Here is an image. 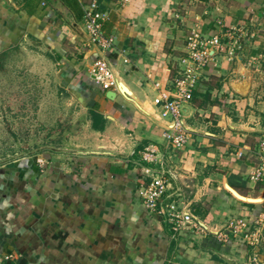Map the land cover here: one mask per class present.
Listing matches in <instances>:
<instances>
[{
	"label": "crops",
	"instance_id": "1",
	"mask_svg": "<svg viewBox=\"0 0 264 264\" xmlns=\"http://www.w3.org/2000/svg\"><path fill=\"white\" fill-rule=\"evenodd\" d=\"M93 1L0 0V57L40 48L86 110L74 148L0 160V256L12 254L16 264H249L255 251L238 240L188 231L173 237L171 224L140 201L145 167H160L141 153L158 150L178 175L174 188L211 230L262 212L264 185L249 174L264 134V75L245 58L264 53V0H96L109 14L104 33L115 39L106 52L86 30ZM218 21L224 29L246 26L256 40L236 61L215 54L185 108L189 142L175 149L155 98L171 93L189 34L210 37ZM102 57L128 89L118 86L115 100L92 76ZM256 251L264 264V233Z\"/></svg>",
	"mask_w": 264,
	"mask_h": 264
},
{
	"label": "built area",
	"instance_id": "2",
	"mask_svg": "<svg viewBox=\"0 0 264 264\" xmlns=\"http://www.w3.org/2000/svg\"><path fill=\"white\" fill-rule=\"evenodd\" d=\"M129 1L120 0L124 4ZM108 17L109 14L100 8L96 0L84 10L90 42L104 52L111 50L115 44L114 37L106 36L104 33L103 26ZM217 29L218 32L210 37L198 30H193L189 34L188 56L182 60L183 68L172 78L171 93L161 94L155 98L160 117L168 120L169 124L163 133L164 138L175 149H183L189 142L190 132L184 120L185 108L193 100L202 75L215 54H225L229 61H236L244 54L247 55L252 40H256V33L246 26H231L224 29L222 21H218ZM245 60L247 68L254 71L257 68L264 75V53L258 56L247 55ZM92 76L104 91H115L118 87L115 67L106 57L95 62ZM251 156L255 157L257 162L249 174L250 181L254 185H264V134L258 152H252ZM141 158L146 163H157L160 167H145L141 178L140 201L148 211L156 213L171 224L174 238L183 231L204 235L215 233L217 240L223 244L234 240L245 243L255 251L249 264H262L256 249L261 247L263 241L264 207L258 215L240 216L230 220L220 229L211 230L208 224L195 215L192 202L186 198L184 191L174 188L172 180H176L178 175L168 167L158 150L147 147L141 153ZM39 162L43 163V160ZM14 259L15 256L12 254L2 255L0 264Z\"/></svg>",
	"mask_w": 264,
	"mask_h": 264
},
{
	"label": "rangeland",
	"instance_id": "3",
	"mask_svg": "<svg viewBox=\"0 0 264 264\" xmlns=\"http://www.w3.org/2000/svg\"><path fill=\"white\" fill-rule=\"evenodd\" d=\"M54 60L29 45L0 57V160L74 148L86 110L62 85Z\"/></svg>",
	"mask_w": 264,
	"mask_h": 264
},
{
	"label": "water",
	"instance_id": "4",
	"mask_svg": "<svg viewBox=\"0 0 264 264\" xmlns=\"http://www.w3.org/2000/svg\"><path fill=\"white\" fill-rule=\"evenodd\" d=\"M115 74H116L118 86H121V88L123 89V92L126 93L128 91V89L123 84L120 85V77H119L118 72L116 71V69H115ZM107 96H108L109 99L115 100L116 97H117V92L116 91H109L107 93ZM185 126H186V124H185ZM168 127H169V125H168Z\"/></svg>",
	"mask_w": 264,
	"mask_h": 264
},
{
	"label": "trees",
	"instance_id": "5",
	"mask_svg": "<svg viewBox=\"0 0 264 264\" xmlns=\"http://www.w3.org/2000/svg\"><path fill=\"white\" fill-rule=\"evenodd\" d=\"M91 114H92V117L94 119V126L97 127L98 122L101 120L100 119L101 115L95 109L91 110ZM5 264H16V263H14L13 261H8Z\"/></svg>",
	"mask_w": 264,
	"mask_h": 264
}]
</instances>
